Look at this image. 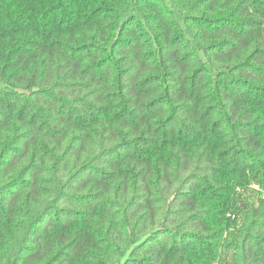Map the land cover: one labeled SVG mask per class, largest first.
<instances>
[{
	"label": "trees",
	"instance_id": "obj_1",
	"mask_svg": "<svg viewBox=\"0 0 264 264\" xmlns=\"http://www.w3.org/2000/svg\"><path fill=\"white\" fill-rule=\"evenodd\" d=\"M264 0H0V264H264Z\"/></svg>",
	"mask_w": 264,
	"mask_h": 264
},
{
	"label": "built area",
	"instance_id": "obj_2",
	"mask_svg": "<svg viewBox=\"0 0 264 264\" xmlns=\"http://www.w3.org/2000/svg\"><path fill=\"white\" fill-rule=\"evenodd\" d=\"M263 198H264V195H263Z\"/></svg>",
	"mask_w": 264,
	"mask_h": 264
}]
</instances>
